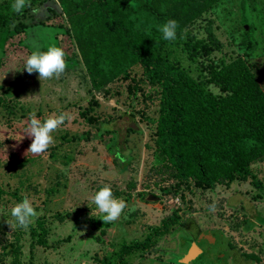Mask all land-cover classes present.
I'll use <instances>...</instances> for the list:
<instances>
[{
	"label": "rangeland",
	"instance_id": "rangeland-1",
	"mask_svg": "<svg viewBox=\"0 0 264 264\" xmlns=\"http://www.w3.org/2000/svg\"><path fill=\"white\" fill-rule=\"evenodd\" d=\"M63 11L58 0H45L0 25V264H178L183 233L206 240L188 264H264V161L253 168L260 188L248 179L187 189L155 145L157 101L141 68L94 89ZM244 17L249 46L242 44ZM52 45L64 50L68 68L59 79L40 81L24 70L26 60ZM165 52L195 79L211 77L213 62L240 57L264 91V0H221ZM91 100L99 103L95 122L81 115ZM32 112L42 122L68 116L41 155L27 153ZM104 185L127 204L113 223L104 224L93 203ZM25 196L40 213L27 230L11 216ZM147 239L122 256L124 246Z\"/></svg>",
	"mask_w": 264,
	"mask_h": 264
},
{
	"label": "trees",
	"instance_id": "trees-1",
	"mask_svg": "<svg viewBox=\"0 0 264 264\" xmlns=\"http://www.w3.org/2000/svg\"><path fill=\"white\" fill-rule=\"evenodd\" d=\"M43 1L27 0L30 6L16 13L11 8L14 0H3L0 25L5 19L16 20ZM220 1L58 0L94 89L117 79L128 80L131 69L141 68L142 80L157 101L155 145L173 177L189 190L192 185L211 189L217 183L248 179L260 188L253 168L264 161V91L252 66L237 57L226 64L213 62L208 79L192 78L169 59L165 47L171 41H165L159 31L174 19L179 24L178 37ZM243 24L248 25L245 17ZM20 26L18 23L14 28ZM250 32L248 25L243 45L249 46ZM206 83L216 86L219 93L210 92ZM132 89L135 95L137 84ZM89 104L81 115L95 122L93 113L99 103L91 100ZM162 226L168 229L167 223ZM182 237L185 254L189 241L195 238L184 233ZM149 243L147 239L124 246L122 256ZM231 259L227 258V263Z\"/></svg>",
	"mask_w": 264,
	"mask_h": 264
},
{
	"label": "clouds",
	"instance_id": "clouds-1",
	"mask_svg": "<svg viewBox=\"0 0 264 264\" xmlns=\"http://www.w3.org/2000/svg\"><path fill=\"white\" fill-rule=\"evenodd\" d=\"M26 6H30L27 0H14L11 8L16 13H22ZM178 28V22L173 19L164 23L159 28V31L165 41H173L177 38ZM67 68L64 50L52 45L46 51H33L26 60L24 70L28 74L38 73V78L43 81L53 78L59 79ZM66 119H68V116L61 113L59 116H49L42 122L37 118L35 112L30 113L26 132L27 136L32 139V143L27 153L30 152L33 155L44 154L55 143L52 133L64 125ZM93 203L96 205L97 211L102 214L100 220L104 224L117 221L127 207V204L122 199L115 197L110 185H104L95 193ZM39 215L40 213L37 212L32 201L27 196L11 209V216L15 219L17 225L25 230L34 223V220ZM92 215L93 213L91 212Z\"/></svg>",
	"mask_w": 264,
	"mask_h": 264
},
{
	"label": "water",
	"instance_id": "water-1",
	"mask_svg": "<svg viewBox=\"0 0 264 264\" xmlns=\"http://www.w3.org/2000/svg\"><path fill=\"white\" fill-rule=\"evenodd\" d=\"M147 200L156 201L157 199L153 196H149ZM201 239H204V233L199 235L196 240L189 241V248L181 258H178V264H188L198 258V256L201 254V250L198 248L197 245L200 244Z\"/></svg>",
	"mask_w": 264,
	"mask_h": 264
},
{
	"label": "flooded vegetation",
	"instance_id": "flooded-vegetation-1",
	"mask_svg": "<svg viewBox=\"0 0 264 264\" xmlns=\"http://www.w3.org/2000/svg\"><path fill=\"white\" fill-rule=\"evenodd\" d=\"M194 240H196V239H194ZM205 242L206 240L205 239H201V241H200V244L199 245H197L198 246V248L201 250V244H202V242ZM203 253H201L199 256H198V258L202 255Z\"/></svg>",
	"mask_w": 264,
	"mask_h": 264
},
{
	"label": "built area",
	"instance_id": "built-area-1",
	"mask_svg": "<svg viewBox=\"0 0 264 264\" xmlns=\"http://www.w3.org/2000/svg\"><path fill=\"white\" fill-rule=\"evenodd\" d=\"M176 202H177V200H176Z\"/></svg>",
	"mask_w": 264,
	"mask_h": 264
}]
</instances>
